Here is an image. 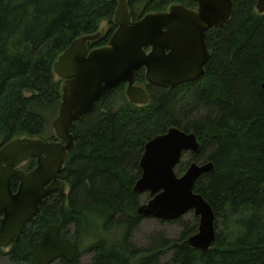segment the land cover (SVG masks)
<instances>
[{
  "label": "trees",
  "instance_id": "16d2710c",
  "mask_svg": "<svg viewBox=\"0 0 264 264\" xmlns=\"http://www.w3.org/2000/svg\"><path fill=\"white\" fill-rule=\"evenodd\" d=\"M257 1L232 0L230 22L206 33L212 56L198 80L166 91L150 86L142 69L137 86L149 94L148 105L128 103L119 84L74 124L75 148L59 176L68 194L40 204L8 251L0 247V263L7 257L8 264H36L46 229L58 225L77 249L82 235L95 238L86 248L89 264H264V15L256 12ZM175 5L196 9L192 0H127L132 22ZM117 7L118 0H0V145L23 138L58 142L48 127L64 81L53 65L74 41L97 35L102 22L108 32L87 46H106L117 30ZM171 127L196 136L200 152L192 162L214 165L195 187L215 215V245L205 252L186 244L193 235L147 250L130 243L142 221L133 188L145 145ZM35 166L31 159L22 170ZM11 188L17 191L16 179ZM117 231L116 241L98 237ZM80 256L78 250L73 263H60L80 264Z\"/></svg>",
  "mask_w": 264,
  "mask_h": 264
},
{
  "label": "water",
  "instance_id": "95a60500",
  "mask_svg": "<svg viewBox=\"0 0 264 264\" xmlns=\"http://www.w3.org/2000/svg\"><path fill=\"white\" fill-rule=\"evenodd\" d=\"M192 1L196 9L175 5L166 12L151 13L132 22L127 0H118L114 16L117 30L106 46L89 50L87 44L101 35L85 36L59 56L53 73L64 85L58 114L52 122L58 142L23 138L0 145L2 249L10 248L21 237L25 227L40 214L39 206L45 199L64 193L65 184L58 177L68 154L75 148L72 128L115 87L124 84L129 103L146 106L150 96L137 86L140 70L145 71L150 86L166 91L195 82L204 75L212 56L205 35L210 30L223 29L230 22L232 0ZM255 10L264 15V0L257 1ZM199 152L200 144L193 133L169 128L145 145L139 163L141 176L133 190L149 197L137 210L142 219L175 222L193 212L198 218V229L186 244L205 252L215 245V215L195 187L202 176L213 173L214 165L192 162L182 176L175 174L184 153L195 157ZM31 159H35L36 167L28 173L20 170ZM13 179L18 181L15 193L11 188ZM60 232L58 225L46 229L36 264H53L59 260L73 263L77 259V246L61 238Z\"/></svg>",
  "mask_w": 264,
  "mask_h": 264
},
{
  "label": "rangeland",
  "instance_id": "374dc122",
  "mask_svg": "<svg viewBox=\"0 0 264 264\" xmlns=\"http://www.w3.org/2000/svg\"><path fill=\"white\" fill-rule=\"evenodd\" d=\"M107 32H108V24L107 22H102L99 26L98 34L104 36ZM127 102L129 103L128 99ZM133 106L142 107L140 105H133ZM48 128H50L49 129L50 132L54 134L52 123H50ZM200 157L202 158L199 159L200 161L205 160L206 154H203ZM192 159L193 158L190 153H184L180 165L175 169V174L177 177H180L185 173V172L181 173L179 169L181 167L182 169H184L185 167L187 169L189 164L192 163L191 161ZM68 192L69 189H66L64 195L66 196ZM148 201H149V197L147 193L140 195L139 202L141 205L146 204ZM195 219L198 220V218H196L193 215V212L187 213L186 215H184L182 218H180L175 222H163L155 219H142V221H140L139 224L132 229L130 243L138 249L147 250L161 244L164 241H172V242L179 241L182 235H195L197 233L198 223L196 224L195 227ZM69 237L71 238L72 241L74 240L72 234L69 235ZM98 237L107 240L116 241L121 239L122 232L117 231L116 233L104 234ZM92 239L95 238H93L91 235L88 236L82 235L80 238V242L78 244V250L81 252V256L79 258L80 264H89L91 261L92 254L87 253L86 248L92 242L91 241ZM8 249H5V252H7ZM170 258H171V253H167L162 257V262L163 263L168 262ZM0 264H8V258L4 257L1 260ZM53 264H61V263L59 260Z\"/></svg>",
  "mask_w": 264,
  "mask_h": 264
},
{
  "label": "flooded vegetation",
  "instance_id": "af4514ba",
  "mask_svg": "<svg viewBox=\"0 0 264 264\" xmlns=\"http://www.w3.org/2000/svg\"><path fill=\"white\" fill-rule=\"evenodd\" d=\"M34 160H35V159H34ZM28 162H29V161H28ZM28 162H27V163H28ZM24 165H25V164H24ZM22 167H23V166L20 167V170H22ZM35 167H36V166H35ZM22 171H24V170H22ZM31 171H32V170H31ZM31 171H29V172H31ZM24 172H25V171H24ZM25 173H28V172H25ZM59 176H60V175H59ZM58 179H59V177H58ZM59 180H60V179H59ZM64 184H65V183H64ZM66 189H68V186L65 184V190H66ZM64 192H65V191H64ZM60 195H64V193H63V194H58V193H56V194L53 195V197H58V196H60ZM61 235H62V232H60V237H61Z\"/></svg>",
  "mask_w": 264,
  "mask_h": 264
},
{
  "label": "bare ground",
  "instance_id": "6f19581e",
  "mask_svg": "<svg viewBox=\"0 0 264 264\" xmlns=\"http://www.w3.org/2000/svg\"><path fill=\"white\" fill-rule=\"evenodd\" d=\"M194 157V156H193Z\"/></svg>",
  "mask_w": 264,
  "mask_h": 264
}]
</instances>
